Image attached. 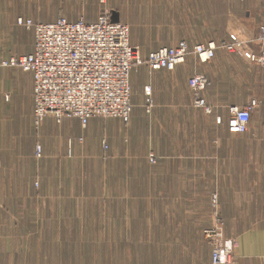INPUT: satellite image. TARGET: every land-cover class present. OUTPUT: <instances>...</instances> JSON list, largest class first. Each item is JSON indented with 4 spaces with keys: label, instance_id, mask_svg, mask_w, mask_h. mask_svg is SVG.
Masks as SVG:
<instances>
[{
    "label": "crops",
    "instance_id": "obj_1",
    "mask_svg": "<svg viewBox=\"0 0 264 264\" xmlns=\"http://www.w3.org/2000/svg\"><path fill=\"white\" fill-rule=\"evenodd\" d=\"M99 17L85 20L94 23ZM18 18L50 23L44 22L45 19L43 22L37 21L35 16L25 13H15L12 0H0V33H6L5 43L0 47V60L33 52L35 34L33 32L31 39L30 30L18 26ZM197 62L196 74L205 75L211 81L204 98L214 108L212 114L194 106L189 84L196 74L191 76L186 65L178 66L174 71H151L147 66L151 74L150 82L142 86L136 83V74L131 76L135 107L145 106L135 112L133 108L129 123L117 119L121 125L118 133L125 134L118 135L120 141L116 147L126 158L133 154L134 157L142 156L144 152L138 147L141 144L138 142H142V134L148 131L145 125L148 121H161L173 127L168 131L156 132L150 139V154L147 157V164L151 167L156 166L149 160L151 155L165 159L160 169L166 166L167 176L153 177L149 181V184L165 187L154 188L152 193H146L152 200L140 201L143 194L138 192L134 208L122 204L125 199L121 200V197L126 194L120 192L118 199L108 194L109 204L97 210V214L80 209H48V195H60L69 189L59 186L75 182L71 178H48L31 173L35 168L46 171L49 167L47 160L39 166L34 158L38 143L43 145L47 156L57 158L53 162L55 172H61L68 163H62L64 158L76 157L77 153H107L104 141L94 140L95 134L101 129L99 122L92 119L84 129L77 119L64 118L58 122L49 117L36 130L33 125V75L20 68L0 70V264H90L87 259L79 260L78 253L75 255L73 250L89 249L93 242H102L97 247L104 249L143 248L144 244V247H148L147 243H150L151 249H166L165 255L161 253L165 256L166 264H212L211 248L203 243V237L199 236L196 240L188 234L191 204L184 203L180 210L177 208L180 207L179 202L210 200L215 194L222 202L226 232L240 233L234 238L237 246L234 264H264V222L261 225L260 214L256 219L253 207L238 212L239 205L232 203L253 201L260 193H264V181L260 180L264 176V162L249 160L253 158V144L247 142V145L240 147L235 137L243 134H232L228 128L231 117L229 108L245 106L251 99L259 100L262 105L257 121L264 127V68L223 50L217 51L216 58L211 62ZM240 69H246V80L241 77ZM164 76L167 78V104L182 110L179 113L170 112L166 116L152 114L153 109L148 110L149 99L159 105V90ZM148 88L151 96L147 95ZM191 96L196 110L204 116L213 117L214 125L223 126L220 129L201 130L206 139L205 145L198 146L197 158L190 154L191 145L185 144V133L190 137L184 125L185 121L187 124L190 122L188 109ZM258 133L264 138L262 130ZM207 137L212 138V141ZM215 137H221L222 140ZM178 139H182V144H179ZM83 141L86 145L82 144ZM240 154H243L241 159ZM129 180L132 183V179ZM119 181L126 183L128 178H119ZM145 181L143 177L134 178V184H145ZM192 183L206 186L207 191L190 192ZM260 184L262 187L257 189ZM175 186H179L178 189L182 191H176ZM117 200L121 201L116 203ZM224 201L230 204L226 206ZM227 207L229 211H226ZM48 233L57 235L48 239ZM81 233L92 234L94 241L87 244L79 242L78 234ZM200 239L203 246L196 248L195 242H200ZM176 246L183 248L175 250ZM153 262L162 264L159 260Z\"/></svg>",
    "mask_w": 264,
    "mask_h": 264
},
{
    "label": "rangeland",
    "instance_id": "obj_2",
    "mask_svg": "<svg viewBox=\"0 0 264 264\" xmlns=\"http://www.w3.org/2000/svg\"><path fill=\"white\" fill-rule=\"evenodd\" d=\"M12 3L14 4L15 13H25L26 15L35 16L37 18L36 20L41 22H43L44 19V22H52L59 17L70 20L80 18L91 20L92 18H97L105 14L106 11H110L113 16L116 13L120 22L129 26L131 44L140 52L142 63L134 68L132 75H137L138 78L136 77V83L140 86L144 83L149 84L150 82L151 74L147 68L146 60L151 52L161 48H176L183 44L187 45L192 51L196 46L214 42L218 47L216 53L219 50H223L228 54L244 58L254 63L256 66H260L258 63L260 54L259 45L256 43L253 44L251 40H256L264 33V0H105V2H102V0H12ZM33 32V30L29 32V37L31 39L33 38ZM231 36H236L245 43V50H250L255 54L253 55V59H249L246 56L244 57L238 52L231 53L227 49L230 44ZM0 37V47L2 48L3 43H5L6 33H0ZM216 53L214 59L216 58ZM197 60L194 54H190L185 63L182 64L187 66V71H191V76L198 73L199 63ZM229 72L230 68H228V73ZM240 74L241 77L246 80V69H240ZM166 80L167 78L164 76L159 90V97L162 102L159 101V105H157L155 102L151 101L148 106V110L153 109L152 114L156 113L166 116L170 112L179 113L182 111L181 108H174L171 104V106L167 104L166 96H168V92L165 86ZM132 102L134 105V112L136 109H142L145 106L138 105L135 107L134 91ZM261 108L262 105L260 104L252 115L250 128L247 132L248 134L245 133L241 136H236L235 140L240 147L247 145V142L253 144L254 150L251 154L253 158L250 157L249 160L254 159V161L264 162V138L257 135L261 134L258 133L261 130L264 132V127L257 121V119L260 118L261 113L259 110ZM188 110L190 122L187 124L185 121L184 130L189 131L190 137L188 138L185 133V144L191 145L192 149L190 154L192 157L197 158L199 154L198 146L205 145L206 139L201 130L211 128L220 129L223 128V126L214 125L213 117L204 116L201 111L196 110L193 107L192 96L190 108ZM185 112L188 113L187 109H185ZM49 117L53 116H48V118ZM93 120L98 121L99 127H101L98 133L95 134L94 140L102 139L101 142L104 141V145H107L109 148L106 150L104 147V149L108 151L104 155L102 152L100 155L94 152L88 154L83 152L77 153L76 157H72L73 159L64 158L62 163H68L64 165L61 172L57 170L55 172L53 162L57 158H50L45 154L43 145L39 143L36 144L34 158L38 161L39 166L47 160L46 163L49 167L46 171L43 168L40 171L35 168L31 175L46 176L48 178L59 176L71 178L72 182H75L59 186L69 189H66V192L63 191L64 194L48 195V209H80L89 210L97 214V210L106 208L109 204V197L106 195H115L113 199H118L119 197L117 195L120 194V192L123 195L126 194L125 197H121V200L125 199V202H122V204L124 205V203H126V206L129 208H134L136 198L138 200V196H136L138 192H142L143 194L140 201L143 199L152 200L151 196H147L146 193H152L154 188L160 189L161 187H165L159 184H149V181L153 177L167 176L166 166L164 167L165 169H160L161 165L163 163L165 164V159L156 157V166L151 167L147 164V157L150 154V139L153 138L156 132H162L163 130L168 131L173 129V127L161 121H148L145 124L148 126V131L142 134V142H138L141 143L138 147H141L144 153L142 156L134 157L133 154L126 158L122 156L120 150L116 147L120 141L118 135L125 134L123 132L118 133V128H121L120 121L117 119L105 118H94ZM188 125L189 128L187 127ZM124 132L126 131L124 130ZM61 133L62 132H60V134ZM207 139H211L212 141V138L207 137ZM215 139L222 140L221 137H215ZM178 142L182 144V139H178ZM82 144L86 145L85 141H83ZM37 145H41L43 148V155L41 157L36 154ZM47 147L49 148V145H47ZM242 155L243 154H240V159ZM158 161L163 162L159 163ZM135 177L145 178V184H134ZM119 178H128V181L126 183H119ZM129 179H132V183ZM260 180L263 182L264 176L261 177ZM37 185L38 184H36V186ZM178 187L179 186H175V190L182 191L179 190ZM259 187H262V184L258 185L257 189H259ZM189 188L190 192L204 193L207 191L206 186L197 183H192ZM256 198L257 199L253 201H238L232 203L237 204V206L239 205L238 207L240 209L238 212L245 211L249 207L252 209L253 207L254 210L252 212L256 213V219H258V214H260L259 220H261L262 225L264 222V193H260ZM121 200H117L116 203ZM184 203L191 204V217L189 223L191 225L188 234L193 235V238L196 240L199 236L203 237L204 240V242L201 239L199 240L200 242L196 241V248L202 247L203 243L211 248L206 239V231L214 226L216 212L219 213L223 220L225 219L222 213V202L218 199V195H213L210 200L179 202L180 207L176 208L180 210ZM223 203L226 206L230 204L229 201H224ZM226 209V211H229L228 207ZM208 222L209 224H207ZM179 232L182 231L179 230ZM225 234L230 237L227 236V238L235 241V236L240 233H228L225 228ZM54 235L57 234L48 233V239L50 236ZM64 235L67 237L71 236V234ZM92 236V234L81 233L78 234L77 240L83 244L91 243L94 241V239L91 238ZM91 244L92 247L89 249L83 248L73 250L75 255L78 253L79 260L83 258L84 261H86L87 259L90 264H153V260H159L160 262L162 261V264H166L164 256L166 249L164 247L151 249L150 243H147L148 247H144V244L143 248L118 249L97 247L98 245L101 246L103 244L102 242H93ZM233 247L234 254L232 260H234L235 263L236 241ZM182 248V246H176L175 250ZM161 253L164 255H161Z\"/></svg>",
    "mask_w": 264,
    "mask_h": 264
},
{
    "label": "built area",
    "instance_id": "obj_3",
    "mask_svg": "<svg viewBox=\"0 0 264 264\" xmlns=\"http://www.w3.org/2000/svg\"><path fill=\"white\" fill-rule=\"evenodd\" d=\"M18 25L34 31L33 52L0 61V70L20 68L33 75V125L36 130L44 125L48 116H53L58 122L64 118H75L83 128L94 118L130 122L134 108L131 76L142 59L139 50L131 44L128 25L114 22L110 11L94 23L84 18L73 22L59 17L50 23L19 18ZM251 42L259 45L258 63L264 68V33ZM229 43L227 49L231 53L238 52L253 59L255 54L245 50V43L239 38L231 36ZM217 49L214 42L196 46L192 51L185 44L161 48L149 54L146 65L151 71H174L185 63L190 54L202 63L211 62ZM189 85L194 106L212 114L214 108L204 98V93L211 87L209 78L196 74ZM147 95L151 96L149 88ZM148 101L150 104L151 99ZM259 105L258 100L251 99L245 106H231L229 131L232 134L247 133ZM104 147L109 149L107 145ZM36 154L43 155L41 145H37ZM149 160L153 164L157 162L154 155ZM215 216L214 226L206 231V239L212 248V264H234L235 241L227 238L225 221L218 212Z\"/></svg>",
    "mask_w": 264,
    "mask_h": 264
},
{
    "label": "water",
    "instance_id": "obj_4",
    "mask_svg": "<svg viewBox=\"0 0 264 264\" xmlns=\"http://www.w3.org/2000/svg\"><path fill=\"white\" fill-rule=\"evenodd\" d=\"M113 21L114 22H119V18H118V15L115 13L114 16H113Z\"/></svg>",
    "mask_w": 264,
    "mask_h": 264
}]
</instances>
